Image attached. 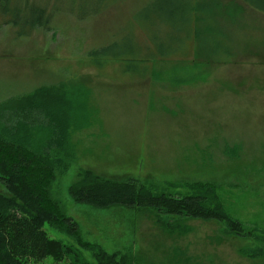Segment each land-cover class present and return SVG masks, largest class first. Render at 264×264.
Masks as SVG:
<instances>
[{"label": "rangeland", "instance_id": "374dc122", "mask_svg": "<svg viewBox=\"0 0 264 264\" xmlns=\"http://www.w3.org/2000/svg\"><path fill=\"white\" fill-rule=\"evenodd\" d=\"M79 1L72 8L71 0H43L59 9L48 30L25 37L0 18V105L66 80L82 83L81 89L70 85L67 97L74 122L83 127L70 134L63 152L69 158L51 188L79 236L47 223L44 231L89 264H98L99 252L132 255L135 264H264V14L240 0L204 1L223 36L217 41L232 57L213 60L206 45L191 41L185 53L155 63L150 77L142 78L112 60L95 69L87 53L126 39L140 54L142 42L153 52L142 25L150 0ZM178 59L189 62L182 66ZM193 63L199 65L195 81L172 79ZM85 170L117 182L135 179L154 194L205 195L208 206L252 236L238 237L215 221L75 204L68 191ZM0 193L11 196L1 186ZM38 264L69 262L47 258Z\"/></svg>", "mask_w": 264, "mask_h": 264}, {"label": "trees", "instance_id": "16d2710c", "mask_svg": "<svg viewBox=\"0 0 264 264\" xmlns=\"http://www.w3.org/2000/svg\"><path fill=\"white\" fill-rule=\"evenodd\" d=\"M204 1L150 0L142 9V25L154 51L148 50L142 42L140 54L137 43L129 39L110 42L87 53L88 65L103 69L105 63L112 60L124 71L132 70L142 78L150 77L155 63L170 61L185 53V46L191 41L206 45L205 52L212 59L216 55L232 57L231 50L217 41L223 36L217 31L214 18L204 11L207 6ZM240 1L264 14V0ZM105 2L81 0L79 4L99 6ZM47 4L43 0H0V18L5 26L16 31V36H29L36 29H49L59 7L54 4L52 9ZM73 5L71 0L70 7ZM74 15L81 17L75 12ZM207 40H210L208 45ZM176 61L182 66L189 62ZM228 61L231 59L224 62ZM190 67L181 71V77L177 74L172 79L195 81L199 77V65L193 63ZM73 84L82 88L81 82L66 80L0 105V186L11 195L4 198L0 193V264H38L47 258L56 263L89 264L73 247L51 239L42 227L47 223L71 237L79 236L77 224L63 214L51 196L56 171L65 167L64 159L69 158L63 152L70 134L83 127L74 122L77 119L69 111L72 100L67 97L70 95L68 87ZM41 137L44 139L39 141ZM68 194L75 204L98 210H150L171 220L225 223L238 237L252 236L240 222L226 217L219 208L208 206L205 195L154 194L135 179L117 182L85 170L79 172ZM94 258L98 264H135L132 255L99 252Z\"/></svg>", "mask_w": 264, "mask_h": 264}, {"label": "bare ground", "instance_id": "6f19581e", "mask_svg": "<svg viewBox=\"0 0 264 264\" xmlns=\"http://www.w3.org/2000/svg\"><path fill=\"white\" fill-rule=\"evenodd\" d=\"M215 199V198H214Z\"/></svg>", "mask_w": 264, "mask_h": 264}]
</instances>
